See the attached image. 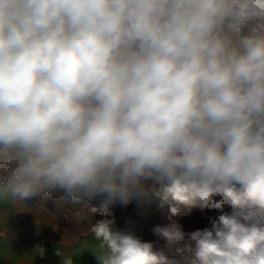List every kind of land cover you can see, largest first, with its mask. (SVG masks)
Masks as SVG:
<instances>
[{
    "label": "clouds",
    "instance_id": "1",
    "mask_svg": "<svg viewBox=\"0 0 264 264\" xmlns=\"http://www.w3.org/2000/svg\"><path fill=\"white\" fill-rule=\"evenodd\" d=\"M57 189L151 195L194 242L100 220L98 264H264V0H0V200Z\"/></svg>",
    "mask_w": 264,
    "mask_h": 264
},
{
    "label": "crops",
    "instance_id": "2",
    "mask_svg": "<svg viewBox=\"0 0 264 264\" xmlns=\"http://www.w3.org/2000/svg\"><path fill=\"white\" fill-rule=\"evenodd\" d=\"M103 199L73 200L57 189L24 202L0 200V264H66L69 258L72 264H98L95 254L106 249L92 232L93 223L113 220L112 229L125 233L128 227L127 209L118 201L108 216L87 212Z\"/></svg>",
    "mask_w": 264,
    "mask_h": 264
},
{
    "label": "rangeland",
    "instance_id": "3",
    "mask_svg": "<svg viewBox=\"0 0 264 264\" xmlns=\"http://www.w3.org/2000/svg\"><path fill=\"white\" fill-rule=\"evenodd\" d=\"M152 181H146V186L150 187ZM118 201V200H117ZM118 203H120L118 201ZM159 201L151 195L147 198L134 197L129 203L125 205L126 218L128 220L127 233H132L143 242H150L155 251H163L169 257H177L178 248L186 244L193 243L190 241L189 235H185L184 240L169 245L167 241L158 238L153 234V228L156 225H164L167 223L168 208H160ZM228 213L231 209L226 210ZM217 210L209 208L206 214H202L199 210H193L190 216L179 217L180 223L184 227L186 234L199 229L203 230L209 227L208 217L216 216ZM173 219H177L173 217Z\"/></svg>",
    "mask_w": 264,
    "mask_h": 264
}]
</instances>
